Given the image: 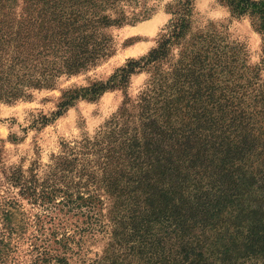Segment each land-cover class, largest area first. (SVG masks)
<instances>
[{
    "label": "trees",
    "instance_id": "obj_1",
    "mask_svg": "<svg viewBox=\"0 0 264 264\" xmlns=\"http://www.w3.org/2000/svg\"><path fill=\"white\" fill-rule=\"evenodd\" d=\"M149 1L25 0L15 19L0 0V102L30 99L111 58L116 47L108 30L149 18L155 9ZM193 1L170 5L173 18L147 56L129 61L106 82L65 91L55 118L34 122L46 126L74 102L126 90L132 75L150 73L134 127L122 110L93 138L63 146L43 176L22 166L5 175L18 197L44 213L36 218L40 236L30 238L34 264H264V87L254 82L258 77L225 52L209 54L220 45L200 35L191 53L196 64L210 61L212 70H206L217 78V100L211 111L213 99L200 97L186 117L172 112L171 85L177 84L171 73L184 61L170 71L164 65L187 36ZM218 1L234 16H250L264 36V0ZM106 205L114 228L102 254L86 259L79 239L65 232L69 215L84 218L80 234L107 235L99 219ZM6 206L11 210L0 211L9 223L0 230V264L17 253L12 245L26 230L15 226L19 201ZM55 212L63 213L58 225L64 231L45 236V224L56 226L49 216Z\"/></svg>",
    "mask_w": 264,
    "mask_h": 264
},
{
    "label": "rangeland",
    "instance_id": "obj_2",
    "mask_svg": "<svg viewBox=\"0 0 264 264\" xmlns=\"http://www.w3.org/2000/svg\"><path fill=\"white\" fill-rule=\"evenodd\" d=\"M1 1L10 7L9 12L15 19L23 14L25 0ZM178 1L181 0H150V5L155 9L149 18L109 29L116 52L111 58L89 71L70 78L62 77L55 87L34 91L30 99L13 104L0 102V211L11 210L6 204L18 200L20 207L18 211H14L18 213L15 226L26 227L24 240L13 243L12 246H17L18 251L7 264H34L30 253L32 251L30 238L40 236L36 218L43 217L44 213L18 197L17 190L7 184L5 175L11 168L22 166L25 170L32 168L38 175L43 176L48 167L53 165L54 157L61 155L63 146L74 145L84 137L93 138L122 110L128 117L124 119L129 120V125L134 127L139 119L140 98L147 91L150 73L141 71L132 75L126 90L112 89L95 101L74 102L62 116L56 117L46 126L35 128L34 122L40 121L42 116L55 118L54 114L59 110L58 106L65 91L90 87L95 82H106L129 61L139 60L156 49L165 33L164 30L173 18L168 8ZM200 35L204 36L202 38L209 37L208 43L211 39L217 46L220 45L217 51L209 54L223 56L225 52L228 59L236 60L240 67L245 66L244 69L242 68L244 73L258 77L254 82L264 87V36L254 27L251 17L234 16L230 9L218 0H194L193 17L187 36L184 41L173 45L170 57L164 65V67L168 66L170 71L177 61L180 59L184 61L171 73V77L175 78L174 83L177 84L171 85L174 97L170 103L175 106L172 112L182 117H186V113L190 111L188 105L191 107L201 105L199 102L194 104V99L200 97L204 101L213 99L209 106L210 111L217 100L218 94L214 91L218 87L217 78L206 70H212L210 61L203 62L204 58H202L200 59L202 62L196 64L191 53L193 51L191 43H199L197 38ZM186 47L189 48L190 55L185 54L188 53L185 51ZM172 81L170 79V82ZM122 123L121 119L120 124ZM107 205L99 211V219L103 224L108 225L105 229L107 235L80 234L84 229L82 224L84 218H74L69 215L72 220L69 221L70 224L65 232L79 239L81 255L86 259H96L102 254L109 233L114 228L111 207ZM49 216L55 217L57 221L56 226L45 224V236L53 230L62 233L64 229L58 224L65 221L63 213L55 212ZM8 226L9 223L0 216V230L3 231V228Z\"/></svg>",
    "mask_w": 264,
    "mask_h": 264
}]
</instances>
